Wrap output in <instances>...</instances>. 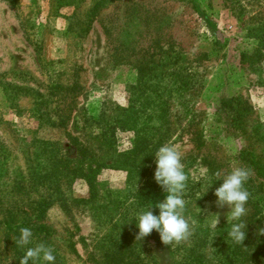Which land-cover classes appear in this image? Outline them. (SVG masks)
Returning <instances> with one entry per match:
<instances>
[{
	"label": "rangeland",
	"instance_id": "rangeland-1",
	"mask_svg": "<svg viewBox=\"0 0 264 264\" xmlns=\"http://www.w3.org/2000/svg\"><path fill=\"white\" fill-rule=\"evenodd\" d=\"M165 144L196 221L175 246L136 240ZM234 166L264 184V0H0V264L39 243L58 264H264L261 194L243 245L215 203Z\"/></svg>",
	"mask_w": 264,
	"mask_h": 264
},
{
	"label": "clouds",
	"instance_id": "clouds-1",
	"mask_svg": "<svg viewBox=\"0 0 264 264\" xmlns=\"http://www.w3.org/2000/svg\"><path fill=\"white\" fill-rule=\"evenodd\" d=\"M156 169L154 179L156 183L167 194L162 202L155 205L159 209V215H154L149 208L143 211L136 220L138 221L139 232L136 240H142L149 236L153 230L157 231L160 240L166 246H175L190 239L195 220L187 219L184 215L186 201L184 195L187 188L188 175L184 170L181 152L171 144L159 147L155 153ZM218 177L220 173L216 174ZM253 175V171L247 167L234 166L231 171L224 175L222 184L215 189L214 195L217 197L218 208L227 206L230 211L227 215L228 221L233 223L227 236L239 245H243L246 238V224L241 218L247 215L246 205L251 193L246 187L247 182ZM200 199V198H199ZM218 214V213H217ZM219 224V214L212 223L213 228ZM259 235H264V228L258 230ZM33 233L30 228H20V238L17 243L21 246L29 245L32 241ZM56 257L54 249L44 243H39L35 247H29L20 259V264H55Z\"/></svg>",
	"mask_w": 264,
	"mask_h": 264
},
{
	"label": "trees",
	"instance_id": "trees-1",
	"mask_svg": "<svg viewBox=\"0 0 264 264\" xmlns=\"http://www.w3.org/2000/svg\"><path fill=\"white\" fill-rule=\"evenodd\" d=\"M9 2L11 4L14 3V0H9ZM249 182L251 183V186L249 185L248 190L249 191H254L255 194H261V198L264 199V184L262 182L257 184L252 183V181L249 180ZM55 264H58V262H56Z\"/></svg>",
	"mask_w": 264,
	"mask_h": 264
}]
</instances>
